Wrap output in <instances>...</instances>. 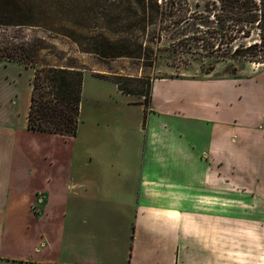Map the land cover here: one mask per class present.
<instances>
[{"label":"crops","instance_id":"crops-1","mask_svg":"<svg viewBox=\"0 0 264 264\" xmlns=\"http://www.w3.org/2000/svg\"><path fill=\"white\" fill-rule=\"evenodd\" d=\"M33 70L0 61V264H264V69L151 79L147 109L111 81L109 162L27 140Z\"/></svg>","mask_w":264,"mask_h":264},{"label":"trees","instance_id":"trees-1","mask_svg":"<svg viewBox=\"0 0 264 264\" xmlns=\"http://www.w3.org/2000/svg\"><path fill=\"white\" fill-rule=\"evenodd\" d=\"M82 1L0 0V26H40L68 35L70 7ZM202 1V4L196 3L194 10H190L186 0H132L134 26L143 34L150 27L149 39L152 43L160 42L164 32L165 42L176 53L177 63L186 65L191 58L198 60L202 73L211 72L218 62L224 60L264 65V0ZM118 43V40H103L105 47L99 48L95 43L85 51L103 57L131 56L127 51L120 52L122 46H118ZM35 50L36 45L33 44L0 39V61L3 62L36 66ZM157 58L156 48L153 63ZM100 77L112 81L123 94L142 96L143 100L139 103L147 109L151 96V78L144 82V89L135 90L114 76ZM128 79L135 81L137 78ZM82 80V69L74 66H36L31 78L27 128L74 136L78 124Z\"/></svg>","mask_w":264,"mask_h":264},{"label":"rangeland","instance_id":"rangeland-1","mask_svg":"<svg viewBox=\"0 0 264 264\" xmlns=\"http://www.w3.org/2000/svg\"><path fill=\"white\" fill-rule=\"evenodd\" d=\"M186 2L190 5V10H194L196 3H203L202 0ZM133 5L132 0H83L78 5L73 3L70 7L71 18L67 25L68 35L40 26H0V39L36 45L34 52L38 63L36 66L46 64L74 66L82 69L84 73L76 136L63 139L56 135H45L50 134L46 132L26 133L30 143H37L53 159L63 161L73 152L75 160L80 161L81 156L84 159L88 152L92 160L109 162L126 152L124 148L118 146V138L115 137L113 130L97 133L93 129L92 122L100 117L103 108L126 106V98L116 91L111 81L100 75L114 76L117 80L125 82L130 89L140 90L145 88L144 82L147 78H198L204 75L214 78L244 77L264 69V65L224 60L218 62L211 72L202 73L199 61L192 58L186 65H179L175 60L176 53L172 52V47L165 42L164 32L160 42L152 43L149 39L150 27L145 34L136 29L131 15ZM103 40L111 42L118 40V46H122L120 52L127 51L131 56L103 57L85 51L95 43L99 48L105 47V44H102ZM155 47L158 58L153 63ZM28 72L20 70L19 76L16 69L10 70V81L12 75L15 82H19L20 88L24 90L28 82ZM128 77L137 79L129 81L131 79ZM132 98L143 100L142 96ZM129 112L132 119L137 115L133 108L129 109ZM126 139L132 145L128 134ZM122 145L130 147L125 143Z\"/></svg>","mask_w":264,"mask_h":264}]
</instances>
